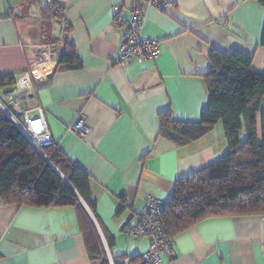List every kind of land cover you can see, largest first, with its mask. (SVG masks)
I'll return each instance as SVG.
<instances>
[{"label":"crops","instance_id":"1","mask_svg":"<svg viewBox=\"0 0 264 264\" xmlns=\"http://www.w3.org/2000/svg\"><path fill=\"white\" fill-rule=\"evenodd\" d=\"M49 1L52 6L46 0H0V75L34 71L28 91L15 93L12 101L6 98L11 91L0 88V95L21 123L24 111L40 107L52 142L88 174L95 215L83 205L113 263L112 256L139 255L148 248L147 237L122 230L136 220L146 197L168 201L176 180L225 152L220 124L180 147L158 135L157 115L170 110L179 121H199L208 103L204 74L213 47L242 52L251 57L252 70H264V7L256 0H167L164 11L146 10L139 30L159 42L158 56L118 64L124 28L114 17L129 19L139 0ZM29 3L34 6L28 12ZM115 4L122 9L114 10ZM49 11L69 28L60 44H48L61 36L55 20L54 36L41 40L35 28L38 38L33 37L34 19ZM65 39L75 45L79 67L57 64ZM78 118L89 128L82 138L70 132ZM80 217L73 207H33L0 198V264L99 263L88 256ZM172 244L174 254L161 264H264V213L204 218L175 235Z\"/></svg>","mask_w":264,"mask_h":264},{"label":"trees","instance_id":"2","mask_svg":"<svg viewBox=\"0 0 264 264\" xmlns=\"http://www.w3.org/2000/svg\"><path fill=\"white\" fill-rule=\"evenodd\" d=\"M256 1L264 7V0ZM48 4L53 5L50 1ZM65 28L66 32L69 28ZM260 42L264 46V24ZM207 57L210 67L204 81L208 103L199 121H179L170 110L157 115L158 135L176 146L195 142L217 124L222 127L226 143L225 152L213 163L176 180L173 194L162 205L159 214L162 232L171 247L175 235L204 218L264 213V112L260 111L264 70H252L251 57L236 50L224 53L213 47ZM57 64L80 66L75 45L66 39ZM16 78L11 74L0 75L4 93L12 91ZM41 148L37 150L0 109V198L6 203L33 207L76 208L83 221L90 260L110 264L83 205L95 215L97 200L91 191L90 177L54 143ZM123 208L124 205L118 212ZM106 241L109 247L113 246L112 236ZM144 252L112 256V264H144L141 263Z\"/></svg>","mask_w":264,"mask_h":264},{"label":"built area","instance_id":"3","mask_svg":"<svg viewBox=\"0 0 264 264\" xmlns=\"http://www.w3.org/2000/svg\"><path fill=\"white\" fill-rule=\"evenodd\" d=\"M46 2H49V0H46ZM166 5L167 0H139L132 5L129 19L121 21V18L117 15L114 17V24L123 23L124 28L122 42L116 57L118 64H124L131 59L141 61L158 56L160 53L159 42L140 36L139 30L144 22L148 8L164 11ZM113 8L114 10L122 9L119 4H115ZM33 73L34 71L19 74L12 91L6 95V98L12 101L15 93L29 89L32 84V78H34ZM31 111L36 114L30 115ZM20 127L29 142L38 150H40L42 145H51L53 143L44 121L43 110L40 107L35 106L32 110L24 111L23 123H21ZM88 131L89 128L81 118H78L70 127V132L79 138L84 137ZM162 205H164L163 201L151 196L146 197L139 216L125 228V231L132 237H149V247L142 254L141 263L158 264L161 262L162 256L172 257L174 254L169 240H166L162 232V223L159 215Z\"/></svg>","mask_w":264,"mask_h":264},{"label":"rangeland","instance_id":"4","mask_svg":"<svg viewBox=\"0 0 264 264\" xmlns=\"http://www.w3.org/2000/svg\"><path fill=\"white\" fill-rule=\"evenodd\" d=\"M42 1H44V0H42ZM31 6H34V4L29 3L28 10H27L28 12L31 9ZM52 16L53 15L50 16V11H49V14H47L46 16H43L41 18L37 17L36 19H34V22H33V25H32V30L34 31L35 28H37V30L40 28V30H41V33H40V37L41 38L40 39L41 40H44V39L46 40V39L54 36L53 33L50 34V30H52V26H53V21L55 20L56 23H57V21L58 22L61 21L60 18L55 17V16L52 17ZM39 23H41V26L39 25ZM60 23L61 24L59 26V34H61V36L59 38H52L53 40H51L52 42L48 43L49 45L60 44V43H56V42L62 41V35L64 36V32H65L66 28L62 24V22H60ZM36 32L34 31L33 37H35L37 39L38 38V32L37 33ZM32 80H33V78H32ZM0 102L5 106L4 107L3 105L0 104L5 110H6V108L9 110V106L7 104V101L1 95H0ZM19 123L21 124V122H19ZM40 149H42V148L40 147Z\"/></svg>","mask_w":264,"mask_h":264},{"label":"water","instance_id":"5","mask_svg":"<svg viewBox=\"0 0 264 264\" xmlns=\"http://www.w3.org/2000/svg\"><path fill=\"white\" fill-rule=\"evenodd\" d=\"M0 109L12 120V122L20 129L21 127L15 122V120L9 115V113L0 105ZM43 155V154H42ZM44 156V155H43ZM45 159L48 161L49 164H51L50 160L45 157ZM54 167V166H53Z\"/></svg>","mask_w":264,"mask_h":264},{"label":"clouds","instance_id":"6","mask_svg":"<svg viewBox=\"0 0 264 264\" xmlns=\"http://www.w3.org/2000/svg\"><path fill=\"white\" fill-rule=\"evenodd\" d=\"M1 104V103H0ZM2 105V104H1ZM16 122V121H15ZM18 125H19V123L18 122H16ZM38 150V149H37ZM39 151H41V149L39 150Z\"/></svg>","mask_w":264,"mask_h":264},{"label":"bare ground","instance_id":"7","mask_svg":"<svg viewBox=\"0 0 264 264\" xmlns=\"http://www.w3.org/2000/svg\"><path fill=\"white\" fill-rule=\"evenodd\" d=\"M45 146H48V145H42L41 147H45Z\"/></svg>","mask_w":264,"mask_h":264}]
</instances>
